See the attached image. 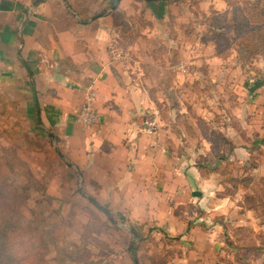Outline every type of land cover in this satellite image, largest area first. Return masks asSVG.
Returning <instances> with one entry per match:
<instances>
[{
  "label": "crops",
  "instance_id": "crops-1",
  "mask_svg": "<svg viewBox=\"0 0 264 264\" xmlns=\"http://www.w3.org/2000/svg\"><path fill=\"white\" fill-rule=\"evenodd\" d=\"M93 3L105 11L85 7ZM232 4L230 0H0V85L26 95L29 113L35 107L39 124L53 126L64 155L94 187L95 193H84L87 198H95L96 206L108 215L102 197L116 210L135 206L144 218L131 220L142 225L145 219L150 225H161L157 220H164V228L172 230L170 235L182 245L197 246L201 258H205L203 248L214 243L209 235L215 230L219 231L215 239L221 243L226 213L237 215L235 227L255 229L251 212L264 226L261 209L256 204L244 207L241 196L238 199L239 170L253 171L243 177L248 182L264 180V165L245 159L253 154L255 141L244 145L234 136L228 138L231 150L217 157L216 168L208 167V162L200 167L192 158L182 166L174 151L181 131L171 124L170 110L162 109L172 99L178 76L185 83L197 73V60L204 57L211 68L226 62L214 42L199 44L204 49L188 44L181 23L193 19V9L222 16ZM140 5V14L146 17L143 25L148 27L141 36L159 37L161 51L156 43L152 48L135 43L140 53L134 43L128 42L127 48L120 44L122 29L132 27L137 20L134 9ZM154 25H160L159 30ZM154 69L155 74H150ZM89 89L95 91L98 118L83 125L77 114ZM229 161L235 165L231 178L219 168ZM255 187L250 184L248 191L257 201ZM226 188L231 192H224ZM164 200L166 210L155 211ZM131 229L135 234L137 228Z\"/></svg>",
  "mask_w": 264,
  "mask_h": 264
},
{
  "label": "rangeland",
  "instance_id": "rangeland-1",
  "mask_svg": "<svg viewBox=\"0 0 264 264\" xmlns=\"http://www.w3.org/2000/svg\"><path fill=\"white\" fill-rule=\"evenodd\" d=\"M230 1L233 7L222 16L193 9V19L180 26L187 35L186 42L198 49H204L207 42L217 44L214 32L218 25L226 29L235 24L232 12L254 0ZM93 5L85 4V7L103 11V6ZM140 7L134 9L137 20L132 27L122 29L120 44L127 48L128 42L145 43L152 48L156 43L161 51L159 37L141 36L148 27L143 25L146 17L140 14ZM153 28L159 30L160 25ZM227 35L232 37L238 33L229 28ZM233 44L226 47L228 55L222 66L213 64L211 68L210 61L198 58L197 73L191 74L185 83L183 76H178L180 81L171 91L169 105L162 106L164 111L170 110L171 124L181 131L177 132L174 151L182 166L185 159L192 158L196 163L207 166L208 162V167L216 168L217 157L231 150L225 142L232 143L228 138L233 136L244 145L255 141L253 154L245 159L252 165H264V54L260 52L246 60ZM135 55L134 51L132 57L136 58ZM154 72L155 69L150 74ZM168 73L174 76L172 71ZM10 88L0 85V211L10 210L22 220L12 243L19 264H135L131 250L139 258L138 264H264V226L259 225L255 212H251L255 220L249 216L255 229L250 225L235 227L237 215L232 211L226 213L222 219L226 227L221 231V243L215 239L219 232L215 230L209 235L214 237V243L203 248L205 258L197 257L202 253L197 246L182 245L170 235L172 230L164 228V220H157L161 225H150L145 219L142 225L139 220H131L134 216L144 218L135 206L128 210L124 205L116 210L110 202H103L101 196V205L110 210V217L87 198L88 190L95 193L94 187L79 174L71 158L64 155L66 151L53 126L47 121V125L39 124L35 107L29 113L26 95L12 92ZM234 167L233 162L219 165L227 178H231ZM238 172L241 180L238 199L241 196L244 207L256 204L264 218V180L256 179L254 184L243 179L252 170ZM258 172H254L257 178ZM250 184L256 185L259 204L251 190L248 191ZM224 192L231 190L226 188ZM162 204L154 210H163L166 201ZM130 227L137 228L135 234ZM187 250L192 253L188 254Z\"/></svg>",
  "mask_w": 264,
  "mask_h": 264
},
{
  "label": "trees",
  "instance_id": "trees-1",
  "mask_svg": "<svg viewBox=\"0 0 264 264\" xmlns=\"http://www.w3.org/2000/svg\"><path fill=\"white\" fill-rule=\"evenodd\" d=\"M233 12L232 19L235 24L226 27V29L224 26L218 25L214 32L219 55L226 57L228 51L225 49L232 42L234 43L233 46L235 45L233 48L239 55H244L246 60L260 54V52L264 54V0H254L249 2L246 7H240ZM229 28L236 30L238 35L229 37L227 35ZM228 163L231 164V161ZM200 167H204V165H200ZM89 200L97 205L95 198L89 197ZM17 217L18 215L10 210L0 211V264H19L12 244L14 233L19 230L18 224L22 221ZM133 257L134 260H137L134 253Z\"/></svg>",
  "mask_w": 264,
  "mask_h": 264
},
{
  "label": "built area",
  "instance_id": "built-area-1",
  "mask_svg": "<svg viewBox=\"0 0 264 264\" xmlns=\"http://www.w3.org/2000/svg\"><path fill=\"white\" fill-rule=\"evenodd\" d=\"M95 91L89 89L87 92V101L82 105L77 114V120L83 125H90L97 121V112L94 108Z\"/></svg>",
  "mask_w": 264,
  "mask_h": 264
}]
</instances>
